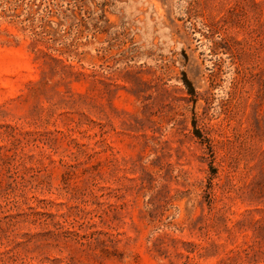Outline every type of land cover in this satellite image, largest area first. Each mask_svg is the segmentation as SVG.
I'll use <instances>...</instances> for the list:
<instances>
[{"label":"rangeland","instance_id":"obj_1","mask_svg":"<svg viewBox=\"0 0 264 264\" xmlns=\"http://www.w3.org/2000/svg\"><path fill=\"white\" fill-rule=\"evenodd\" d=\"M0 264H264V0H0Z\"/></svg>","mask_w":264,"mask_h":264},{"label":"trees","instance_id":"obj_2","mask_svg":"<svg viewBox=\"0 0 264 264\" xmlns=\"http://www.w3.org/2000/svg\"><path fill=\"white\" fill-rule=\"evenodd\" d=\"M186 84L187 86L190 88V90L192 91L193 93V87H192V84L189 82V80L186 78Z\"/></svg>","mask_w":264,"mask_h":264}]
</instances>
